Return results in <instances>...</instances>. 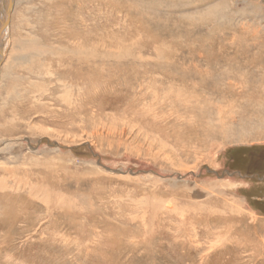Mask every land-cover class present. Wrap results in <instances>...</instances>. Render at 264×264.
Segmentation results:
<instances>
[{
	"label": "rangeland",
	"instance_id": "374dc122",
	"mask_svg": "<svg viewBox=\"0 0 264 264\" xmlns=\"http://www.w3.org/2000/svg\"><path fill=\"white\" fill-rule=\"evenodd\" d=\"M31 3L29 20L49 14ZM53 6L52 54L15 63L0 88V98L19 92L0 114V181L64 200L0 189V233L15 236L6 254L16 264H264V164L246 156L264 147V0ZM73 48L78 60L63 52ZM42 65L45 84L29 74ZM58 79L72 104L56 96Z\"/></svg>",
	"mask_w": 264,
	"mask_h": 264
},
{
	"label": "bare ground",
	"instance_id": "6f19581e",
	"mask_svg": "<svg viewBox=\"0 0 264 264\" xmlns=\"http://www.w3.org/2000/svg\"><path fill=\"white\" fill-rule=\"evenodd\" d=\"M38 1L45 2L47 5H50V9H49L48 15H43L44 14L43 10H38L37 14L39 13V16L41 14V20L36 21V20H32V17H31V20H29L30 11H35V9H33L31 7V4H32L31 0H0V88L3 87L2 82L4 80H6L8 77H12V76H9L10 70H12L13 66H15V63H17V64L21 63L22 64L23 61H26L27 63L28 62L32 63L35 61L33 58H35V57L41 58L43 56L44 57L42 60H43V62H45V60L47 58L45 56V54H47V53L52 54V52H53L52 47L50 45L45 44L43 42V40H44V37H46V34L49 33L48 27L50 26L51 18L53 16L55 17V14H53V12H54L53 11L54 0H38ZM19 6H24L27 8L23 12V15H21L19 13V11L16 10V8ZM55 9H57V8H55ZM15 10H16V14L14 16L15 18H13ZM35 21L37 23H39L38 26H37V23H35ZM26 25H28V27ZM37 27L41 28V33L38 34L39 36L32 34L33 30L36 29ZM21 31L27 32V34L23 35L24 37H22L20 35ZM42 34H44V36ZM74 44L76 47H78L77 43H74ZM57 48H59V46ZM80 49H78V48L74 49L73 48L72 51L64 49L63 52H65L66 54L71 52L70 53L71 56L76 57L78 60L82 55V52ZM58 54H59V52H58ZM23 57H25V59L21 60V58H23ZM40 68H41V70H39V73L37 71L33 70V72L32 73L29 72V74H31V75L34 74L35 76L38 77V79L39 78L43 79L42 83L45 84L46 79H44V77H49L50 74L48 75V73L50 71L48 72V68H45V65H42ZM75 69H77V68L75 67ZM58 81L61 82L62 84L61 85H55L54 89H55V91L57 90L56 96L59 97L60 99L62 98V101L64 104H66V105L72 104V100L74 101L76 98L74 96L75 90L72 89L71 87H67L66 81L64 82V80H60V79L56 80V82H58ZM262 86L263 85H261V87ZM25 89H27V88H25ZM260 89L263 90L264 88H260ZM8 93L9 94L6 97L0 98V114L2 113V111L7 110L6 109L7 105L10 102L14 103V101H16L19 98V92L15 89L9 90ZM39 94H42V93H39ZM39 99L40 98H38V97H37V99L35 98V100H39ZM11 107H13V106H11ZM0 126H2V125H0ZM8 148H9V146H8ZM13 158L14 157H11L9 160L11 163L15 162V161H11ZM34 186H33V184L31 186V184L28 183V181H24V180H14L13 182L11 180L10 184H8L6 181H3L2 179L0 181V189L1 190L7 189L8 187H14L17 189L29 190V192H30V194L28 195L29 198H33V199L37 198L40 202H43V204H45L46 206H48L49 202H51V203H52V201L62 202V200H64V197L59 196V194H55L52 192L49 193L45 187L36 185V189H35ZM227 209H231V207L228 208V206H227ZM234 210L237 211V209H234ZM206 211H210V210L206 209V208L199 210V212H203L204 214ZM238 212H239V210H238ZM239 213L242 214L241 211ZM14 216L16 217L17 215H14ZM211 216H213V215H211ZM239 217H241V216H239ZM242 218H239V220ZM218 220L224 221L223 217L219 218ZM7 224L9 225L10 228L12 227L10 230L13 229L14 225H17V224H13L12 222H8ZM218 224H220V222H218L217 225ZM14 227H16V226H14ZM13 231L14 230L9 232V234H5V235L0 233V255H5L7 253L4 250V248H6V247L12 246L13 249L15 248L12 244V241L15 239V236H12ZM0 232H4V231L1 229ZM218 239H221V241L223 242V241H226L227 238H225V236H223V237L220 236V237H218ZM13 257H14L13 255L6 254L5 260L7 262H5V264H16Z\"/></svg>",
	"mask_w": 264,
	"mask_h": 264
},
{
	"label": "flooded vegetation",
	"instance_id": "af4514ba",
	"mask_svg": "<svg viewBox=\"0 0 264 264\" xmlns=\"http://www.w3.org/2000/svg\"><path fill=\"white\" fill-rule=\"evenodd\" d=\"M248 161L253 167L264 164V147L256 150H251L246 153Z\"/></svg>",
	"mask_w": 264,
	"mask_h": 264
}]
</instances>
